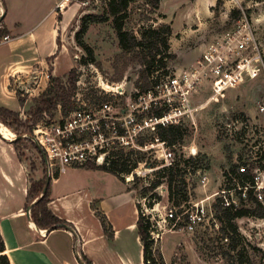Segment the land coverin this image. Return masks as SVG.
<instances>
[{
	"label": "rangeland",
	"instance_id": "1",
	"mask_svg": "<svg viewBox=\"0 0 264 264\" xmlns=\"http://www.w3.org/2000/svg\"><path fill=\"white\" fill-rule=\"evenodd\" d=\"M71 2H79L87 13L108 20L96 23L87 40L84 38L93 48L97 63L83 61L88 59V54L74 39L72 49L65 50L68 55L76 57L74 72L60 78L67 83L70 76L76 77L77 88L71 98L75 105L79 94L88 104L111 100L117 106H124L130 95L147 81L143 77L144 67L137 58L141 49L124 51L120 47L113 17L109 15L110 0ZM243 16L252 23L260 48L261 65L257 75L222 92H217L209 81H204L191 95L195 109L193 115L182 117L186 135L181 143L159 145L150 129L145 132L147 148L136 149L128 155L129 165L139 162L132 176L124 174L129 175L130 180L127 181L125 176L124 179L134 189L142 213H148L158 225L160 237L154 248L166 264H231L225 255L229 251V242L223 238L222 223L214 205L220 197V190L225 187L226 173L235 169L236 161H261L264 164V114L259 111V102L264 99V0H160L157 7L146 0H136L130 4L123 20L124 28L138 39H142L147 29L171 27L169 42L174 57L167 60L170 75L195 63L212 41ZM74 30L75 25H72ZM58 68L62 71L67 67L61 63ZM155 68L157 72L153 80L158 79L159 83L166 79V69L159 68L158 62ZM116 87H123L124 94L115 96L112 89ZM41 93L24 91L21 95L29 101L21 111L23 120L31 118ZM12 103L16 108L21 107L17 98ZM52 113L55 116L65 114L60 106ZM9 129L19 135L17 130ZM14 142L29 169L34 174L39 171L41 179L35 183L43 185L48 176L37 146L23 139ZM187 159L191 160L187 162ZM171 163L180 164L174 176L172 193L167 183L168 171L162 170ZM158 179L161 181L158 187L147 189ZM184 179L186 184L182 182ZM204 199L208 209L212 205L214 217L208 212L193 231L180 227L170 230V221L165 220L170 207L181 216L180 226H183L186 214L182 212L192 203ZM247 207L257 210L258 203H250ZM236 222L240 232L253 246L249 248L250 261L247 264H264V216H246ZM162 233H165L163 242L168 262L160 246ZM236 264L240 263L236 261Z\"/></svg>",
	"mask_w": 264,
	"mask_h": 264
},
{
	"label": "crops",
	"instance_id": "2",
	"mask_svg": "<svg viewBox=\"0 0 264 264\" xmlns=\"http://www.w3.org/2000/svg\"><path fill=\"white\" fill-rule=\"evenodd\" d=\"M62 1L0 0V28L12 36L0 44V107L21 113L27 98L20 108L12 101H19L24 86L32 94L43 92L49 84L47 73L64 77L75 67V55L65 50L72 49L82 17L90 13L71 0L59 10ZM96 23L89 24L86 40ZM61 63L67 67L62 71ZM36 173L20 157L13 140L0 133V232L3 253L11 264H145L138 198L128 182L88 166L51 177L47 206L69 227L50 229L38 226L31 214L43 195L28 199L32 183L41 179ZM103 218L112 238L104 230ZM164 236L160 246L168 262Z\"/></svg>",
	"mask_w": 264,
	"mask_h": 264
},
{
	"label": "built area",
	"instance_id": "3",
	"mask_svg": "<svg viewBox=\"0 0 264 264\" xmlns=\"http://www.w3.org/2000/svg\"><path fill=\"white\" fill-rule=\"evenodd\" d=\"M67 2L63 0L57 8L62 9ZM11 39L9 33L0 34V44ZM260 65V48L253 25L243 16L212 41L195 63L168 75L146 91L137 89L124 106H117L111 100L88 104L77 94L76 105L67 114L55 116L44 113L30 132L20 136L14 133L8 139L28 140L37 146L48 178L64 174L71 167L108 166L121 152L132 153L136 149L147 148L146 141L141 143L147 137V130L154 131L156 125L163 122L179 124L183 116L193 115L195 109L191 95L204 81H209L217 92H222L245 79H253ZM45 76L50 81L52 76L48 73ZM23 90L29 92L27 86ZM112 90L115 96L124 94L123 87ZM155 110L165 111L164 115L154 117ZM259 111L264 114V99L259 102ZM157 142L165 145L164 141ZM236 162L235 169L226 173L225 187L219 192L223 208H248V204L253 202L264 204V164L261 161ZM124 176L130 180L129 175ZM204 201L192 203L182 212L186 214L183 226H180L181 216L170 207L165 219L170 221V230L180 227L193 231L208 212L214 217L212 205L208 209ZM144 215L153 222L148 213ZM157 229L158 225L153 222L151 238L155 242L160 237Z\"/></svg>",
	"mask_w": 264,
	"mask_h": 264
},
{
	"label": "trees",
	"instance_id": "4",
	"mask_svg": "<svg viewBox=\"0 0 264 264\" xmlns=\"http://www.w3.org/2000/svg\"><path fill=\"white\" fill-rule=\"evenodd\" d=\"M136 0H110V9L109 15L113 17L114 28L117 33V37L119 39V45L124 51H131L136 48H140L139 56L137 57L140 64L144 67L143 77L145 78L146 83L140 86V91H146L152 88L154 85L158 84V79H154V73L157 72L155 68L156 63L158 62L159 68L166 69L165 74L169 75V69L167 65V60L172 59L174 55L170 51V42L169 37L171 35V27H162V28H150L147 29L142 39H138V37L126 30L124 28L123 20L126 17V12L132 2ZM150 2L153 6L157 7L159 5L160 0H146ZM107 18H103L96 14H86L82 17L81 25L79 30L75 34V40L88 54V59H83V61H88L92 63H97L93 48L84 40V35L89 27L90 23L94 22H103L107 21ZM5 33L4 30L0 28V34ZM7 33V32H6ZM153 50H156L154 53ZM159 56V57H158ZM157 59V60H156ZM74 72V68L70 70V75ZM153 83V86H152ZM76 77L70 76L69 81L65 83L60 77H51L47 88L40 94L39 99L37 100V104L35 109L31 112V118L27 120H23L21 118V113L13 111L6 107H0V120L9 126L12 129L17 130L20 136L22 133L30 132L32 130L33 125L38 122L41 118H43L44 113H48L53 115V110H56L58 106L62 108V111L67 114L74 107L75 104L72 101V97L75 95L76 90ZM19 94V101L23 105L25 103V99ZM163 110H155L153 112V116L156 118L162 117L164 115ZM8 127V128H9ZM183 123L173 124L170 122H163L156 125L154 134L155 139L157 141H164L166 145L173 146L176 143H181L186 135V128ZM20 131H23L20 133ZM20 139H17L18 141ZM14 142V141H13ZM15 143V142H14ZM142 144L146 142L144 139L141 141ZM129 152H121L118 156L112 159L110 165L108 166H97L94 164L87 165L88 167L99 168L107 170L122 180L124 179L125 173H131L137 166L138 162L136 161L133 164L128 163ZM192 159V158H191ZM187 159L186 161L189 162ZM185 162V160H184ZM179 163H171L170 165H165L163 167V171H168L169 179L167 181L168 187L170 188V192L172 193L173 184H174V176L177 170H179ZM264 167V165H262ZM160 173V172H158ZM58 176V175H57ZM186 184L185 179L182 181ZM41 183H32L29 193L28 199H31L36 193L40 194L43 192L45 186L47 185V181L43 185ZM161 184V181L158 179L150 184L147 189H154ZM49 184L47 187V191L37 200L34 207L31 210L32 217L36 224L45 228H60L64 226H69L68 222L61 219L57 215H55L47 206L49 194ZM187 201V200H186ZM258 203V209L253 210L246 207H241L238 209L231 208H223L221 204V199L216 200V204L214 208L216 209V214L219 220L222 223L221 232L223 238L226 239L229 247V251L225 252L226 257L230 260L231 264H236L238 261L240 264L249 260V248H253V246L248 243L246 237L240 232L239 227L237 225L236 220L238 218L246 217V216H264V205L260 202ZM139 206V219H138V229L141 235V240L144 246V261L145 264H166L163 260H161V255L157 254L156 249L154 248L155 241L151 238V231L153 230V222L150 218L140 210ZM103 227L105 232L108 234L110 238L113 237V232L111 227L108 226L105 219L103 218ZM5 242L0 232V264H11L9 257L4 254L5 251ZM259 250V249H257ZM235 252V253H233ZM160 257V259H159ZM264 258V254L262 256Z\"/></svg>",
	"mask_w": 264,
	"mask_h": 264
},
{
	"label": "bare ground",
	"instance_id": "5",
	"mask_svg": "<svg viewBox=\"0 0 264 264\" xmlns=\"http://www.w3.org/2000/svg\"><path fill=\"white\" fill-rule=\"evenodd\" d=\"M0 133L7 138H11L14 135V132L2 122H0Z\"/></svg>",
	"mask_w": 264,
	"mask_h": 264
},
{
	"label": "water",
	"instance_id": "6",
	"mask_svg": "<svg viewBox=\"0 0 264 264\" xmlns=\"http://www.w3.org/2000/svg\"><path fill=\"white\" fill-rule=\"evenodd\" d=\"M18 138H16L15 140H17ZM50 182V178L47 179V185L45 186L44 190H43V194L47 191V187H48V184ZM28 213H30V208L28 210ZM64 227H69V226H64Z\"/></svg>",
	"mask_w": 264,
	"mask_h": 264
}]
</instances>
